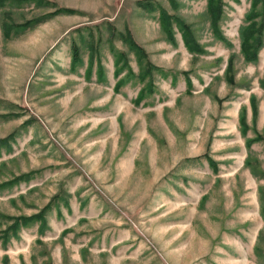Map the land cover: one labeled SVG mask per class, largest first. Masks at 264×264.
<instances>
[{
  "label": "rangeland",
  "instance_id": "374dc122",
  "mask_svg": "<svg viewBox=\"0 0 264 264\" xmlns=\"http://www.w3.org/2000/svg\"><path fill=\"white\" fill-rule=\"evenodd\" d=\"M49 1L73 12L10 37L4 11L20 23L51 9H0V114L13 115L0 118V138L16 133L0 148V183L33 174L0 191V232L52 202L42 232L35 222L0 241V264H264V140L244 143L264 138V26L255 62L240 49L251 0H224L223 41L207 0H151L191 27L202 53L187 49L175 22L168 40L145 0ZM254 20L264 25V0ZM125 31L146 54L142 66L167 76L152 69L140 80ZM72 42L82 57L75 69ZM112 45L131 68L118 89ZM149 82L153 91L135 103Z\"/></svg>",
  "mask_w": 264,
  "mask_h": 264
},
{
  "label": "trees",
  "instance_id": "16d2710c",
  "mask_svg": "<svg viewBox=\"0 0 264 264\" xmlns=\"http://www.w3.org/2000/svg\"><path fill=\"white\" fill-rule=\"evenodd\" d=\"M170 1L174 6L178 5L176 0H168ZM259 0H251V8L248 11V13L245 16V20L248 22L241 28L240 30V49L244 56V59L248 62H255L257 60V53L259 48L263 45L262 41V27L264 26L263 23H257L254 18L257 16V4ZM145 8H147L149 11L157 10L158 12V20L161 25L162 30L167 35L168 40H170L172 43H175L174 40V30H173V22H175V25L177 26V29L180 31L182 40L184 45L187 47V49L192 53H202L203 49L200 47V45L196 41V37L191 30V27L185 23L184 20L178 18L177 16H171L162 6H156L153 7V1L151 0H145L141 2ZM24 4H32L33 8H40V7H46L50 8L51 10L44 13H38L33 15V17L29 19H25L24 21L20 23H15L10 20H8V15L10 14L9 10L4 11L5 20L2 21V31L4 37H10L12 34L18 35L20 33L25 32L26 30H30L37 26L40 23H43L53 16H56L58 14H69L72 13L73 10L66 7H58L55 3L49 0H0V9L8 8L12 9V7H18L23 6ZM223 4L224 0H207L206 8L208 13V18L210 21V29L214 35L219 40H225L224 36L222 35V32L220 30V21L223 17L224 10H223ZM10 21V22H8ZM121 40L127 45L128 51L134 53L136 62L140 66V70L138 72L140 80H144L145 77H147L149 74H151L152 69H156L158 73H160L162 76H167L168 72L163 70L161 67H155L149 62H145L146 67H143V58L146 57L145 52L139 47L133 40L132 35L127 31L120 34ZM94 51V50H93ZM89 54V58L87 61V66L85 68V76L86 78H90L92 75V69L94 65V54ZM111 51L113 53L114 57V77L117 78L114 84V88L118 89L120 86H122L126 80L128 79V75L125 76L127 72H130L131 68L128 63L127 54L124 51H120L114 47V45L111 46ZM70 65L73 69L76 68V66L82 64V57L80 54V49L78 45L75 42L71 43L70 47ZM232 57L228 59V68L226 72L227 81L232 82L233 81V75L228 71H230V66L232 65ZM95 74L98 80H105V73H104V67L97 61H95ZM127 69V72L124 73L123 76H120L124 70ZM125 76V77H124ZM187 84L190 86V80L187 77L186 78ZM261 86L264 89V77L261 79ZM153 91V87L151 82L148 84L140 87L134 102L139 103L147 94H150ZM252 106L254 108V113H256V105L254 102V96L252 97ZM13 115L10 114H0V118H9ZM245 114L241 112V115L239 116V124L241 126V132L243 135H245L248 127L246 125V119ZM16 133H10L6 137L0 138V148L2 146H9L10 140H14ZM264 140V138L261 137V135L257 134L255 137H246L245 138V146L247 148L250 147L252 142ZM210 164L214 166L216 164L215 161H213L211 158H208ZM251 163L250 158H247L245 160V164L248 165ZM33 176V174H23L17 177H14L13 179H8L7 181L0 183V191L3 189H10L14 185L19 184L20 181L28 180ZM52 202H48L39 212L31 214V215H20V216H12L11 217V223L0 232V241L2 244H6L10 239L11 236H14L15 238L18 236L19 231L22 227H28L35 222H38L40 225L38 226V229L42 232L43 229L47 226L46 223V212L51 208ZM256 252L259 249V246L257 245L255 247ZM259 255V254H258ZM257 255V256H258Z\"/></svg>",
  "mask_w": 264,
  "mask_h": 264
}]
</instances>
